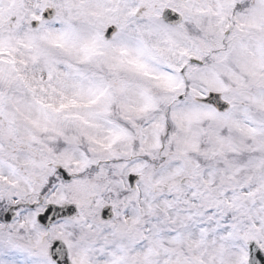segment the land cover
I'll return each instance as SVG.
<instances>
[{"label": "snow or ice", "instance_id": "6c2138e0", "mask_svg": "<svg viewBox=\"0 0 264 264\" xmlns=\"http://www.w3.org/2000/svg\"><path fill=\"white\" fill-rule=\"evenodd\" d=\"M0 264H264V0H0Z\"/></svg>", "mask_w": 264, "mask_h": 264}]
</instances>
